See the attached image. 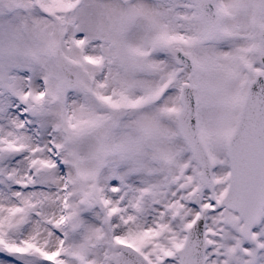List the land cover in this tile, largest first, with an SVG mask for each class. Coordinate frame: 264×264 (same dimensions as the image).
I'll use <instances>...</instances> for the list:
<instances>
[{
	"label": "snow or ice",
	"instance_id": "1",
	"mask_svg": "<svg viewBox=\"0 0 264 264\" xmlns=\"http://www.w3.org/2000/svg\"><path fill=\"white\" fill-rule=\"evenodd\" d=\"M0 264H264V0H0Z\"/></svg>",
	"mask_w": 264,
	"mask_h": 264
}]
</instances>
